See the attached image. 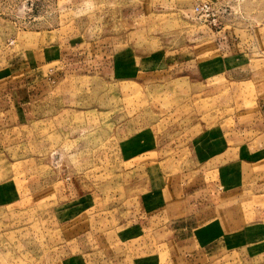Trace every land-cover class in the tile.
Returning a JSON list of instances; mask_svg holds the SVG:
<instances>
[{"label": "rangeland", "instance_id": "rangeland-1", "mask_svg": "<svg viewBox=\"0 0 264 264\" xmlns=\"http://www.w3.org/2000/svg\"><path fill=\"white\" fill-rule=\"evenodd\" d=\"M223 27L264 0H0V264H264V190L205 164L264 141V32ZM214 216L221 249L182 245Z\"/></svg>", "mask_w": 264, "mask_h": 264}, {"label": "crops", "instance_id": "crops-1", "mask_svg": "<svg viewBox=\"0 0 264 264\" xmlns=\"http://www.w3.org/2000/svg\"><path fill=\"white\" fill-rule=\"evenodd\" d=\"M259 28L260 29L247 27V30L242 32V37H245L246 41H243V39L238 41V38L234 34L235 31L231 32L227 30L226 27H223L218 31L220 37L224 39L220 42L221 45L219 44V47L225 51L224 55L226 52H229L228 54L231 55H235L236 53L239 54L243 49L238 50V47H255L253 38L264 32V27ZM239 37L241 36L239 35ZM234 49L237 51H234ZM216 149L218 151L213 152L212 156L209 154V157H207L209 160H207L205 164H210L211 169L216 168L219 171L218 175L222 173L216 183L219 188L225 187L226 191L232 192L246 187L249 180H255V187L259 190H264V141L255 146L250 140L240 143H231V140L228 139V141L225 142L221 137L220 142L213 148V150ZM259 194H264V191L259 192ZM192 199L193 198H191V200ZM200 203L202 204V202ZM212 208L213 206H210V209ZM209 212L207 207L202 204V207H200L198 211L196 210L195 217L208 214ZM215 219H217L216 225L214 224ZM205 222H209L206 224H210L207 227L209 232L203 230L206 225ZM205 222H203L204 224L198 223L195 225L192 222L179 224L182 232L187 231L186 235L181 239L183 246L188 247L197 244V238L200 237V239L202 238L201 244H204L206 248L216 246V248L219 247L221 249L223 247L222 243L229 241L230 236L238 232L235 231V229L228 228L227 230V226L223 223L222 219L216 216L208 218ZM195 228H197L196 233L194 232ZM210 229L212 230L210 231ZM215 230L217 234L219 233L221 236L206 242V239L210 238ZM188 231H190V233L191 231L193 232L190 234Z\"/></svg>", "mask_w": 264, "mask_h": 264}, {"label": "built area", "instance_id": "built-area-1", "mask_svg": "<svg viewBox=\"0 0 264 264\" xmlns=\"http://www.w3.org/2000/svg\"><path fill=\"white\" fill-rule=\"evenodd\" d=\"M196 10L198 13H200L202 16L209 17L211 21L214 24H217L220 22V14L224 13L225 10L222 8H217L209 1H202L196 6Z\"/></svg>", "mask_w": 264, "mask_h": 264}]
</instances>
